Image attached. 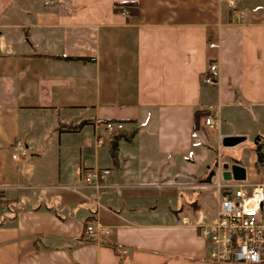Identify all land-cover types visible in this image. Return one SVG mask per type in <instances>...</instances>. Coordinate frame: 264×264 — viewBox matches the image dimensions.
<instances>
[{
	"label": "crops",
	"instance_id": "1",
	"mask_svg": "<svg viewBox=\"0 0 264 264\" xmlns=\"http://www.w3.org/2000/svg\"><path fill=\"white\" fill-rule=\"evenodd\" d=\"M234 137L255 140L250 170L230 150L223 166L264 182V0H0V264H214L184 222L224 170L197 162ZM94 170L109 172L99 189Z\"/></svg>",
	"mask_w": 264,
	"mask_h": 264
},
{
	"label": "built area",
	"instance_id": "2",
	"mask_svg": "<svg viewBox=\"0 0 264 264\" xmlns=\"http://www.w3.org/2000/svg\"><path fill=\"white\" fill-rule=\"evenodd\" d=\"M230 5L233 6L231 2ZM124 14H127L126 12ZM210 49L217 48L210 44ZM215 64L209 66L202 76L203 86L216 85ZM204 118V126L213 130L216 126L213 109L209 107ZM103 130L107 137H112L124 130L118 122H106ZM104 136L95 139L96 147H103ZM11 159L20 162L29 157V151L22 140H16L11 146ZM108 171L94 170L84 178L85 184H95L99 189L100 182ZM214 190L217 208L211 217L199 212L193 220L184 224L197 229L198 238L209 246L208 257L214 264H264V182L250 183L224 181L211 186ZM185 221V220H184ZM86 234L93 238L106 237L108 231L99 224L86 227Z\"/></svg>",
	"mask_w": 264,
	"mask_h": 264
},
{
	"label": "rangeland",
	"instance_id": "3",
	"mask_svg": "<svg viewBox=\"0 0 264 264\" xmlns=\"http://www.w3.org/2000/svg\"><path fill=\"white\" fill-rule=\"evenodd\" d=\"M254 142H255V140L253 138H248L247 140L241 142L240 144H238L234 147H230V148L225 149L222 146L223 141H217V140L214 141V139H211L210 144H211L212 150H209V152L204 153L202 155V157L199 159V161L196 164V171L198 172L199 175L201 174L202 176H206L207 168L213 169L214 173H215L214 169L223 170V168L226 166V165L223 166V164H224L223 161H224V158H227V157L222 156L221 150H230V151L236 152L235 155L239 156L238 158H240L244 162V164H247L248 170H250V164H251V158L250 157H252L251 156L252 153L250 151L253 149ZM263 150H264V147H263ZM227 159H229V158H227ZM227 162H229V161H227ZM215 164H216V167H215ZM252 172L248 171V175H249L248 178L249 179L252 178L251 177V175L253 174ZM219 174L220 173L218 172L217 175L212 179V184H215L218 181V178H220ZM249 182L252 183V181H250V180H249ZM205 183H203V184H205ZM213 194H214V190H212L210 187H207L206 192L202 195V197L205 199V202L200 207L201 208L200 210H202L203 213H205V215H207L208 217H211L217 208V203H216L215 199L213 198ZM195 200H197V197H195ZM195 206L193 205V207H195ZM190 207L191 206H189V208H188V206H186L185 209L188 208L190 210L191 209ZM190 212H191V216H192V211H190Z\"/></svg>",
	"mask_w": 264,
	"mask_h": 264
},
{
	"label": "trees",
	"instance_id": "4",
	"mask_svg": "<svg viewBox=\"0 0 264 264\" xmlns=\"http://www.w3.org/2000/svg\"><path fill=\"white\" fill-rule=\"evenodd\" d=\"M116 11H119L121 13L127 12L128 16H134L135 17V16H137V13H138V7H137L136 4H133V3H125V4L118 5L116 7ZM201 116H203V115L201 114ZM199 118L200 117H198V116L195 117V122L196 123L199 120ZM112 147H115V146H112ZM256 154H257V162H258L257 166H258V168H263L264 167V152H263V148L258 146L256 148ZM112 155H113V148H112ZM233 162L235 164H239V162L236 161L235 159L233 160ZM212 176H213V173L210 172L208 174V176L206 177L205 182L209 183L210 179L212 178ZM111 248H112V250L114 251V253L116 255L120 256V252H119L117 247L112 246Z\"/></svg>",
	"mask_w": 264,
	"mask_h": 264
},
{
	"label": "water",
	"instance_id": "5",
	"mask_svg": "<svg viewBox=\"0 0 264 264\" xmlns=\"http://www.w3.org/2000/svg\"><path fill=\"white\" fill-rule=\"evenodd\" d=\"M243 139L241 138H225L223 140V146L230 148L234 147L238 143H240ZM222 171V178L224 181H237V182H243L246 181V170L237 164H230L226 165Z\"/></svg>",
	"mask_w": 264,
	"mask_h": 264
}]
</instances>
